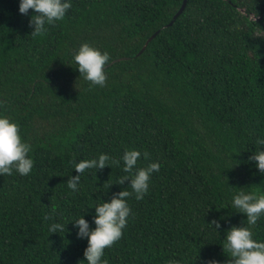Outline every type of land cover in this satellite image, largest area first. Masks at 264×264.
<instances>
[{
	"label": "trees",
	"instance_id": "trees-1",
	"mask_svg": "<svg viewBox=\"0 0 264 264\" xmlns=\"http://www.w3.org/2000/svg\"><path fill=\"white\" fill-rule=\"evenodd\" d=\"M183 3L72 0L62 21L31 36L19 0H0V115L20 125L34 160L28 176H0V264H79L87 240L69 222L87 210L95 227L98 197L131 188L115 184L121 162L88 170L73 193L74 162L130 148L148 154L139 166L161 167L144 199L128 198L108 264H229L224 233L246 220L231 196L264 193V174L248 161L264 136V0H187L166 27ZM85 42L110 54L104 87L73 61ZM53 220L69 223L65 232L50 233ZM253 232L264 240V217Z\"/></svg>",
	"mask_w": 264,
	"mask_h": 264
},
{
	"label": "clouds",
	"instance_id": "clouds-1",
	"mask_svg": "<svg viewBox=\"0 0 264 264\" xmlns=\"http://www.w3.org/2000/svg\"><path fill=\"white\" fill-rule=\"evenodd\" d=\"M72 7V0H19L18 11L21 15L29 16L31 36H40L49 26L62 21L68 10ZM29 10H32L29 15ZM111 57L107 51L85 42L82 43L73 54L80 76L90 86L104 87L107 81L106 67ZM255 150L251 151L248 161L252 162L255 169L264 174V136H258L255 140ZM32 145L23 140L20 134V125L10 120L5 115H0V176H12L13 173L20 176H28L34 168V160L31 157ZM148 159V154L140 150L130 148L124 151L119 158H113L108 153H100L90 159H82L74 162V170L77 175L70 176L66 183L67 188L77 193L81 188L82 176L88 170H102L105 167H120L126 175L117 179L115 184L123 185L129 181L131 191L122 190L114 193L109 201L102 200L93 207L92 223L85 219V213L74 218L71 222L78 239L87 240L84 249V259L79 264H108L105 259V249L111 248L123 235L127 227L131 208L129 197L142 200L148 194L153 173L160 171V163L153 161L147 166H139L141 158ZM112 184L107 187L110 188ZM230 200V207L234 212L244 214L246 220L243 226H232L224 233L223 251L229 254V264H264V240L254 238L253 226L261 217H264V193L259 190H245V187L237 188ZM51 219V217H46ZM223 219V218H222ZM69 223L53 220L48 225L50 233L65 232ZM210 225L216 233H219L221 224L213 220ZM170 264H180L173 259ZM207 264H220L219 261L210 260Z\"/></svg>",
	"mask_w": 264,
	"mask_h": 264
},
{
	"label": "water",
	"instance_id": "water-1",
	"mask_svg": "<svg viewBox=\"0 0 264 264\" xmlns=\"http://www.w3.org/2000/svg\"><path fill=\"white\" fill-rule=\"evenodd\" d=\"M187 4V0H184L183 6L181 7V9L174 15L173 19L170 21V23H168L167 26H171L173 25V23L176 21V19L178 18V16L184 11L185 7ZM160 32V30L156 31L146 42V44L144 45L143 49L140 51V53H142L148 46V44L157 36V34Z\"/></svg>",
	"mask_w": 264,
	"mask_h": 264
}]
</instances>
